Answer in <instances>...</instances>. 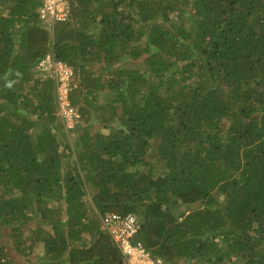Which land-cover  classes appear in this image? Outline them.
<instances>
[{
	"label": "trees",
	"instance_id": "trees-1",
	"mask_svg": "<svg viewBox=\"0 0 264 264\" xmlns=\"http://www.w3.org/2000/svg\"><path fill=\"white\" fill-rule=\"evenodd\" d=\"M42 2L0 0V264H126L109 214L169 263L264 264V0H70L52 30Z\"/></svg>",
	"mask_w": 264,
	"mask_h": 264
},
{
	"label": "built area",
	"instance_id": "built-area-1",
	"mask_svg": "<svg viewBox=\"0 0 264 264\" xmlns=\"http://www.w3.org/2000/svg\"><path fill=\"white\" fill-rule=\"evenodd\" d=\"M69 15V0H43L39 8L40 18L51 23L66 21ZM71 70L69 65L56 60L50 53L36 63L38 73L55 79L57 114L67 128L73 127L75 119L79 117L76 107L71 106L69 101V92L74 86L71 82L73 75ZM104 223L126 264H173L154 256L140 240L134 239L140 230L136 216L130 214L122 218L117 214H109Z\"/></svg>",
	"mask_w": 264,
	"mask_h": 264
},
{
	"label": "rangeland",
	"instance_id": "rangeland-1",
	"mask_svg": "<svg viewBox=\"0 0 264 264\" xmlns=\"http://www.w3.org/2000/svg\"><path fill=\"white\" fill-rule=\"evenodd\" d=\"M185 15V14H184ZM187 17V20L188 21H191V20H193V18H192V15H187L186 16ZM46 23H47V28L49 27V25H50V21L49 20H47V21H45ZM53 26V25H52ZM70 68L72 69L71 71H73V68L70 66ZM74 72V71H73ZM54 74V73H53ZM74 75V78L75 79H77V81H78V77H77V75H75V74H73ZM73 75H72V77L71 78H73ZM70 78V79H71ZM99 100H100V98H99ZM92 126H93V129H94V132H103V133H107V132H109V128H106V127H103V126H101V124L100 123H98L97 124V122H96V119H95V124H92ZM68 129V128H67ZM33 133H34V131H33ZM68 134V133H67ZM36 135V134H35ZM64 139H62V141H63ZM61 143H63V142H61ZM38 252V254H40L41 252H39V251H37ZM36 254V253H35ZM14 264H18V263H14ZM20 264H27V261L26 260H24L22 263H20ZM181 264H183V261L181 262ZM187 264H191V261L190 262H187Z\"/></svg>",
	"mask_w": 264,
	"mask_h": 264
},
{
	"label": "clouds",
	"instance_id": "clouds-1",
	"mask_svg": "<svg viewBox=\"0 0 264 264\" xmlns=\"http://www.w3.org/2000/svg\"><path fill=\"white\" fill-rule=\"evenodd\" d=\"M69 3H70V0H69ZM39 13V12H38ZM40 17V16H39ZM70 17H71V11H70V15H69V17H68V19L66 20V21H56V22H54V23H51V22H49L50 23V25H49V27L47 28V23L45 22V20H42L41 18V24L42 25H44L47 29H49V30H52L53 28H54V25L56 24V23H58V22H67L69 19H70ZM47 21V20H46ZM53 25V26H52ZM140 231V230H139ZM143 244V243H142ZM144 245V244H143ZM145 246V245H144ZM146 247V246H145ZM147 248V247H146ZM148 249V248H147ZM149 250V249H148ZM150 251V250H149ZM151 252V251H150ZM157 257H160V256H157ZM161 258V257H160ZM126 263V262H125Z\"/></svg>",
	"mask_w": 264,
	"mask_h": 264
}]
</instances>
